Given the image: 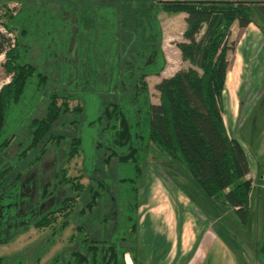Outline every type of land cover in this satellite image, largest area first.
Returning a JSON list of instances; mask_svg holds the SVG:
<instances>
[{
	"label": "trees",
	"instance_id": "trees-1",
	"mask_svg": "<svg viewBox=\"0 0 264 264\" xmlns=\"http://www.w3.org/2000/svg\"><path fill=\"white\" fill-rule=\"evenodd\" d=\"M21 3L0 31V66L9 77L0 87V245L29 227L46 234L30 252L0 256V264H125V254L142 264L136 259L143 251L136 236L137 191L150 151L246 224L252 188L247 158L227 134L220 100L231 25L252 23L264 34L256 6L242 0ZM159 12L185 14L184 40L175 45L188 66L154 84L152 103L145 78L159 75L166 63ZM29 15L38 21H28ZM54 81L62 83L59 89L51 87ZM73 97L83 106L70 108ZM89 128L97 136L87 135ZM85 138L99 162L95 172L84 167L87 187L64 165L80 154ZM59 150L63 155L48 172L29 179L33 193L23 194L29 165ZM110 162L118 172H96ZM69 225L67 245L40 262ZM263 250L264 230L256 250L260 264Z\"/></svg>",
	"mask_w": 264,
	"mask_h": 264
},
{
	"label": "rangeland",
	"instance_id": "rangeland-1",
	"mask_svg": "<svg viewBox=\"0 0 264 264\" xmlns=\"http://www.w3.org/2000/svg\"><path fill=\"white\" fill-rule=\"evenodd\" d=\"M21 4V0H0V29H3L4 23L11 22V18H8L7 15H16L22 6ZM184 15V13H157L156 18L161 31L160 48L166 63L159 75H151L145 78L149 100L152 103L157 102L158 96L154 84L161 77L170 76L176 70L188 66V63L180 58L179 50L175 45L176 42L184 40L182 37ZM27 19L28 21H38L37 16L32 15H29ZM12 34H15V29ZM35 50L36 52L33 53L34 57L39 54L38 47ZM227 54L226 58H228ZM2 60L3 56L0 55V63ZM55 73H51L52 78H54ZM8 78L4 75L0 66V87L2 84L8 82ZM61 84V82L54 81L51 83V87L59 89ZM263 88L261 90L264 91ZM29 91L25 93L23 103H27ZM227 100L228 93L226 91L220 100L221 116L224 122L227 121L228 123L227 127L225 126L226 131L229 128L230 135L233 134L238 139L245 152L249 171L248 177L254 181L255 185L250 192L251 195H249V213L246 224L239 223L224 201H215L205 196L191 179L181 170L176 169L173 162L150 151L143 164L144 185L137 191V205H140L139 207L137 206L138 211L136 210L138 240L143 250L142 253L136 255V259L139 262L143 263L144 260L146 262L147 260H151L155 264L154 260L162 261L165 258L167 261L173 258L171 264H228L227 253H230L233 257L231 260L229 259L230 264H260L256 257V250L264 230V187H262L264 180L260 178L261 175H264V106L254 107L256 110L247 113L246 120L244 119V121L242 120V116L239 117V115L245 114L242 111V104H240L238 114L236 112L227 114ZM76 104L81 107L83 106L81 99L74 97L69 99L68 106L70 108ZM258 114L261 116L259 119H256ZM84 117L83 110L80 119ZM242 121H244L243 126L240 127L242 125L240 122ZM81 129L82 126L80 127ZM80 130L76 134L80 133L81 135L82 132ZM86 132L88 133L87 135L93 138L97 136L96 130L94 131L89 128L86 129ZM84 140L86 142L84 141L80 154L74 156L68 163H64V165H68L67 175H79L80 182L87 187L91 183V180H87L89 173L85 171V168L87 170L92 169L90 172H95L94 169L97 168L96 166L99 162L96 160L95 156L97 154L94 155L87 138ZM62 155L63 151L59 150L57 155H47L37 165H29L27 168L29 170L20 182V185L23 187V194L27 192L33 193L29 179L48 172V169L53 165L56 158H61ZM112 164L110 162L108 166L98 168L96 172L108 174L115 170ZM115 172L118 171L115 170ZM91 175L92 179L96 177L95 173H91ZM165 181H170L174 184L175 189L173 190L176 194L172 195L173 191L165 188V185H167ZM178 195L184 197L186 202L189 201L190 203L188 204L191 207L186 205L185 201H182ZM115 205L117 204L115 203ZM151 206L154 209H151ZM158 206H162L158 209L159 212L156 211ZM169 217L173 219L171 226L166 221ZM161 219H165L164 226H161L163 224L160 221ZM196 220V227H201L203 231L201 230V232L196 234L195 238H193V235H190L188 240H186L185 247L178 246L177 250L169 252L168 234L170 233L165 232L166 229H169V226L170 228L172 227V232L175 235H179L180 230L183 229L191 234L193 229H195L194 223ZM208 227L210 228L209 233L207 232ZM161 228L164 229V232H160ZM70 232L71 225L65 227L61 240L54 243L44 252L40 262L50 259L63 243L67 245ZM44 234H46V230L29 227L11 241L1 244L0 256L20 251L30 252L32 245L40 241ZM213 234L216 236L217 241L214 242V238L212 237L213 240L210 243L209 240ZM126 257L128 255H125ZM162 264L164 263L162 262Z\"/></svg>",
	"mask_w": 264,
	"mask_h": 264
},
{
	"label": "crops",
	"instance_id": "crops-1",
	"mask_svg": "<svg viewBox=\"0 0 264 264\" xmlns=\"http://www.w3.org/2000/svg\"><path fill=\"white\" fill-rule=\"evenodd\" d=\"M226 1H236V0H226ZM242 1L251 2L253 6H256L258 8L257 10L259 11V13L261 15H264V0H242ZM228 41L232 42V48L229 51H227L228 67H227L222 96L227 91L228 93V100H227L228 112L227 114L228 113L233 114L234 112L238 114L240 111L239 110L241 106L240 104H242V107H243L242 111L245 114L239 115V117L242 116V120L244 119L246 120L247 113H251L253 112V110H256L254 109V107L264 106V104H261V103H264L263 102L264 91L261 90L264 84V34L261 33L259 29L252 23H248L247 25L243 27H239L234 22L230 27ZM260 116L261 115L258 114L256 119H259ZM222 121H223V124L225 123L224 126L227 127L228 123L227 121L224 122L223 117H222ZM244 121L240 122L242 124L240 125V127L243 126ZM228 130H227V134L230 137L235 138L233 134L230 135V132ZM248 175H249V171L246 174V177H248ZM260 178L264 180V175H261ZM166 184L167 185H165V188L168 190H172L173 191L172 195H173L175 193L173 190L175 189L174 184L170 181L166 182ZM262 185H263L262 187H264V184ZM251 186H252L251 190H253V187L255 186L253 180H251ZM176 192L178 191L176 190ZM180 199L182 201H185L186 205L191 207V205L188 204L190 202L189 201L186 202L184 197L181 196ZM160 207L162 206H158L156 208V211H158ZM150 208L154 209L153 206H151ZM172 220L173 219L170 217L166 220L169 222L170 226L173 223ZM160 221L163 223L161 226H164L165 219L163 220L161 219ZM137 223H136V236L137 238H139L138 230H137ZM194 224H195V229H193L191 234H189L187 230L184 231L183 229V230H180L179 235H175L174 232H172V227L170 228L169 226V229L168 228L166 229L165 232L170 233L168 234L169 252L172 250H177L178 246L185 247L184 245L186 243V240H188L190 235H193V238H195L196 234L201 232V230L203 231L201 227H196L197 220L195 221ZM207 229L205 230L209 233L210 228L208 227ZM160 232H164V229L161 228ZM212 237L214 238V240L212 239ZM212 240L214 242L217 241V238L214 234L213 236H211L209 242L212 243ZM125 255H128V254H125ZM125 255H124L125 264H132L130 256L128 255V257L125 258ZM227 256H228V264H230L229 259L231 260L233 257L230 255V253H227ZM172 260L173 258L166 261V259L164 258V260L162 261L154 260V263L162 264L163 262L164 264H171ZM152 262L153 261L151 260H147V262L146 260H144L142 264H153Z\"/></svg>",
	"mask_w": 264,
	"mask_h": 264
},
{
	"label": "built area",
	"instance_id": "built-area-1",
	"mask_svg": "<svg viewBox=\"0 0 264 264\" xmlns=\"http://www.w3.org/2000/svg\"><path fill=\"white\" fill-rule=\"evenodd\" d=\"M3 29H0V31H2Z\"/></svg>",
	"mask_w": 264,
	"mask_h": 264
}]
</instances>
